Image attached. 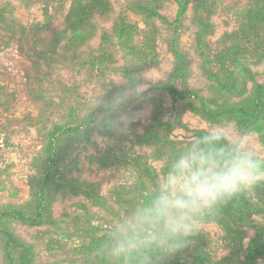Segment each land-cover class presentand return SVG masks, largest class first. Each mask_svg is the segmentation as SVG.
Instances as JSON below:
<instances>
[{
    "label": "rangeland",
    "instance_id": "obj_1",
    "mask_svg": "<svg viewBox=\"0 0 264 264\" xmlns=\"http://www.w3.org/2000/svg\"><path fill=\"white\" fill-rule=\"evenodd\" d=\"M105 1L108 15L70 27L73 0H0V213L36 218L43 187L37 225L0 215L14 238L6 247L0 232V264H105L96 242L114 218L148 197L169 158L212 125L246 135L264 157V109L258 121L200 109L255 112L264 0ZM155 86L185 98L172 103ZM129 87L137 92L122 105L102 104ZM240 196L264 252V180L232 198L237 209ZM228 202L157 264H248L253 232L236 233Z\"/></svg>",
    "mask_w": 264,
    "mask_h": 264
},
{
    "label": "clouds",
    "instance_id": "obj_2",
    "mask_svg": "<svg viewBox=\"0 0 264 264\" xmlns=\"http://www.w3.org/2000/svg\"><path fill=\"white\" fill-rule=\"evenodd\" d=\"M137 89L102 104L115 109ZM246 135L212 125L168 160L150 195L114 218L97 253L105 264H157L179 250L198 224L233 197L264 180V157Z\"/></svg>",
    "mask_w": 264,
    "mask_h": 264
},
{
    "label": "trees",
    "instance_id": "obj_3",
    "mask_svg": "<svg viewBox=\"0 0 264 264\" xmlns=\"http://www.w3.org/2000/svg\"><path fill=\"white\" fill-rule=\"evenodd\" d=\"M137 10L139 11V13L143 15H148V12H149L147 7H139ZM184 10H185L184 6H182L179 14L182 15L184 13ZM78 11L79 13H81L80 14L81 16H84L83 18L79 17ZM109 13H110V9L105 0H73L72 10L70 11L68 15V23L70 27H74V26L82 25L84 24V22L87 23L89 20L92 19L93 16L101 17V16H106ZM116 29H117L116 36H118L120 40H123V44L128 43L129 41L128 38L130 37L128 26L125 25L124 23H121L120 25L116 26ZM153 88L166 92L171 98L172 103H177L178 101L185 98L184 95L180 94L179 91L173 87L155 86ZM263 93H264V83L259 84L256 87L257 102L255 105V112H250L245 109L238 108V109H229V110H223L221 112L212 113L205 109L202 101H200V109L204 115L210 116V117H218L222 115L238 113L245 117L258 121L259 118H262L261 113H262V110L264 109V105H262V102H260V97ZM64 133L65 134L69 133V131L65 129H58L56 134L60 135ZM198 135L200 134H196L195 137H197ZM49 171H50V167H47V172ZM42 188L43 187L41 186L38 192L39 194L38 199H37L38 214L36 218H31L22 213H18L15 211H5V212L0 213V215L10 216L11 218L15 220L22 221L23 223H26L29 225H37L39 222L38 218L41 215L42 207H43V195H42L43 189ZM233 202L234 200L232 201L231 199L228 202L227 208L230 211L235 212L237 214V219H238L237 228L238 229L236 230V233L239 234L242 232V230H250L253 232V237L250 239L249 245L247 246L246 251H245V255H246L248 264H255L256 258L258 256L264 255V252H262L259 247L260 233H259L258 225L256 223H244L243 221L244 215L248 209H247V204L243 197L241 196L239 197V204H238L240 206L239 209H237V207L233 205ZM0 232H2L7 237L6 247L12 246V243L14 242V238L12 237V235L9 232L4 231V230H0ZM100 243L101 241L96 242V245L98 246ZM7 255L10 259V250L7 252Z\"/></svg>",
    "mask_w": 264,
    "mask_h": 264
}]
</instances>
